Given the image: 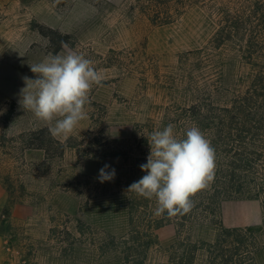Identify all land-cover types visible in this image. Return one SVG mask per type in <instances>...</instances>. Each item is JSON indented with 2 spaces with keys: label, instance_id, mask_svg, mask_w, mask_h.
I'll list each match as a JSON object with an SVG mask.
<instances>
[{
  "label": "rangeland",
  "instance_id": "374dc122",
  "mask_svg": "<svg viewBox=\"0 0 264 264\" xmlns=\"http://www.w3.org/2000/svg\"><path fill=\"white\" fill-rule=\"evenodd\" d=\"M236 2L186 0L174 22L154 26L133 0H0V264H121L107 244L128 231L126 182L132 171L138 180L146 174L147 137L168 124L177 138L192 126L205 134L195 120L248 87L253 72L243 44L212 42L218 14ZM68 51L93 61L104 80L68 137L79 152L66 148L57 157L48 126L22 110L18 94L22 77L35 78L29 64ZM106 164L116 174L101 183ZM214 220L183 237L197 244L222 229L260 227L264 209L244 190L221 200ZM155 234L144 264H167L175 228ZM196 260L203 264L204 253ZM255 264H264V250Z\"/></svg>",
  "mask_w": 264,
  "mask_h": 264
},
{
  "label": "trees",
  "instance_id": "16d2710c",
  "mask_svg": "<svg viewBox=\"0 0 264 264\" xmlns=\"http://www.w3.org/2000/svg\"><path fill=\"white\" fill-rule=\"evenodd\" d=\"M186 0H133L132 8L147 17L154 26H165L175 21ZM175 10L171 12V9ZM214 47L225 42H237L252 67L248 87L236 96L229 106L210 107L195 123L204 128L215 150V177L209 189H203L192 198L194 207L176 217L156 216L150 200L129 192L127 201L128 231L120 239L109 237L108 249L119 250L121 264H144L147 251L155 243V232L166 224L175 228V243L167 249V264H200L198 252L204 253L203 264H255V255L264 250V221L260 227L229 228L211 242H190L189 232L194 225L215 224L221 200L241 191H250L264 209V0H237L233 10L218 14L217 30L212 37ZM57 147V157L66 148L79 152L70 142L61 143L50 135ZM48 155L47 149L42 145ZM139 173L132 171L127 187L138 181ZM140 210L142 212H140ZM141 213L149 217L141 220ZM145 215V214H144ZM77 215V221L80 219ZM87 220V219H86ZM0 219V225L4 224ZM82 234V230L78 229Z\"/></svg>",
  "mask_w": 264,
  "mask_h": 264
},
{
  "label": "clouds",
  "instance_id": "9594fccd",
  "mask_svg": "<svg viewBox=\"0 0 264 264\" xmlns=\"http://www.w3.org/2000/svg\"><path fill=\"white\" fill-rule=\"evenodd\" d=\"M29 67L35 78L22 77L25 86L19 91L18 104L45 123L54 138L67 139L87 117L90 92L93 86H103V75L93 61L74 51L49 54ZM147 140L150 153L147 163L140 165L146 174L127 191L154 199L156 216L189 213L194 207L192 198L215 177L216 155L211 141L197 126L177 138L173 124L153 131ZM109 168L106 164L99 170L101 183L114 179L115 169Z\"/></svg>",
  "mask_w": 264,
  "mask_h": 264
},
{
  "label": "crops",
  "instance_id": "0c3cea01",
  "mask_svg": "<svg viewBox=\"0 0 264 264\" xmlns=\"http://www.w3.org/2000/svg\"><path fill=\"white\" fill-rule=\"evenodd\" d=\"M107 264H120L119 262L115 261L113 263H107Z\"/></svg>",
  "mask_w": 264,
  "mask_h": 264
}]
</instances>
